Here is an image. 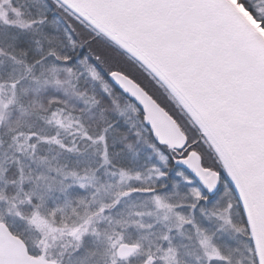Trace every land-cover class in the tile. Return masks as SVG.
<instances>
[{
    "label": "snow or ice",
    "instance_id": "obj_1",
    "mask_svg": "<svg viewBox=\"0 0 264 264\" xmlns=\"http://www.w3.org/2000/svg\"><path fill=\"white\" fill-rule=\"evenodd\" d=\"M0 264H264V0H0Z\"/></svg>",
    "mask_w": 264,
    "mask_h": 264
}]
</instances>
